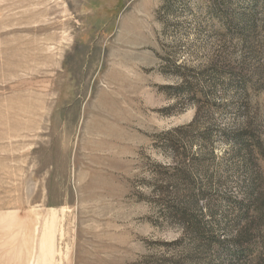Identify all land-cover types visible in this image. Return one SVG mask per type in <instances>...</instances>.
<instances>
[{"label":"rangeland","instance_id":"obj_1","mask_svg":"<svg viewBox=\"0 0 264 264\" xmlns=\"http://www.w3.org/2000/svg\"><path fill=\"white\" fill-rule=\"evenodd\" d=\"M0 264H264V0H0Z\"/></svg>","mask_w":264,"mask_h":264}]
</instances>
